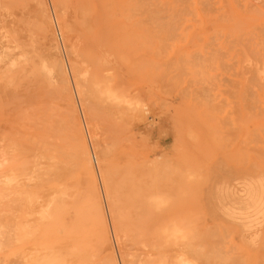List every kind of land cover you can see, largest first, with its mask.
Segmentation results:
<instances>
[{
	"label": "rangeland",
	"instance_id": "1",
	"mask_svg": "<svg viewBox=\"0 0 264 264\" xmlns=\"http://www.w3.org/2000/svg\"><path fill=\"white\" fill-rule=\"evenodd\" d=\"M262 141L264 0H0V264H264Z\"/></svg>",
	"mask_w": 264,
	"mask_h": 264
},
{
	"label": "bare ground",
	"instance_id": "2",
	"mask_svg": "<svg viewBox=\"0 0 264 264\" xmlns=\"http://www.w3.org/2000/svg\"><path fill=\"white\" fill-rule=\"evenodd\" d=\"M171 3V2H170ZM169 3V4H170ZM168 4V3H167ZM205 6V5H204ZM147 8H148V6H147ZM262 16V15H261ZM169 23V22H168ZM147 26V25H146ZM165 26V25H164ZM7 31V30H6ZM10 34V33H9ZM11 35V34H10ZM18 39V38H17ZM9 42V41H8ZM8 46V45H7ZM15 48V47H14ZM7 51V50H6ZM57 62H58V60H57ZM56 68V67H55ZM182 68V67H181ZM57 71V70H56ZM60 71V70H59ZM247 72V71H246ZM256 79V78H255ZM61 80H63V79H61ZM69 81V80H68ZM252 81V80H251ZM258 81V80H257ZM262 84V83H261ZM246 86H248L247 84H246ZM248 88H249V86H248ZM245 90V89H244ZM250 94V93H249ZM229 97V96H228ZM91 106V105H90ZM248 118V117H247ZM248 120H249V118H248ZM75 123V122H74ZM259 140V139H258ZM262 142H264V141H262ZM78 150V149H77ZM81 152V154H80V156H81V161H82V163H83V165L88 169L89 167V157L86 155V153H85V151L84 150H81L80 151ZM261 152V151H260ZM93 183V182H92ZM94 184V183H93ZM209 230V229H208ZM224 231V230H223ZM208 232V231H207ZM210 232V231H209ZM212 232V231H211ZM206 234V233H205ZM216 234V233H215ZM224 234V233H223ZM225 236V235H224ZM214 237H215V235H214ZM219 238V237H218ZM223 240V239H222ZM221 241V240H220ZM51 244V243H50ZM106 244V243H105ZM202 246V245H201ZM108 247H109V245H108ZM221 247H222V245H221ZM202 250V249H201ZM212 250V249H211ZM216 250V249H215ZM208 252V251H207ZM216 253V252H215ZM218 253V252H217ZM217 253H216V255H217ZM108 255V254H107ZM126 255V254H125ZM210 255V254H209ZM215 255V254H214ZM135 257H136V255H135ZM217 257V256H216ZM125 258V257H124ZM206 258H207V256H206ZM218 258V257H217ZM219 259V258H218ZM212 260H214V259H212ZM220 260H221V258H220ZM131 261V260H130ZM217 262V261H216ZM108 264H115L113 261H111V262H109L108 261ZM213 264V263H212ZM218 264V263H217ZM222 264V263H221Z\"/></svg>",
	"mask_w": 264,
	"mask_h": 264
}]
</instances>
